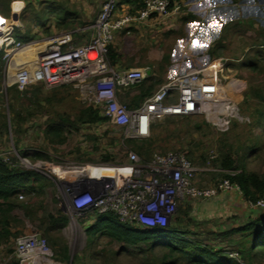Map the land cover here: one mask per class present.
Returning a JSON list of instances; mask_svg holds the SVG:
<instances>
[{"label": "rangeland", "instance_id": "1", "mask_svg": "<svg viewBox=\"0 0 264 264\" xmlns=\"http://www.w3.org/2000/svg\"><path fill=\"white\" fill-rule=\"evenodd\" d=\"M12 1L0 0V15L20 25L21 30L17 29L14 37L21 41L34 38L31 33L35 19L44 23L50 15L62 18L65 14L58 7L51 9L43 0L39 3L34 0L33 4L32 0H23L25 6L17 13L12 10ZM83 1L91 18L103 2ZM172 3L164 15L168 16L166 24L146 29L142 35L126 36L123 41L127 44L121 45V49L135 50L140 59L146 58L147 54L137 52L150 49L149 57L153 60L148 65L149 76L159 80L151 93L179 73L206 68L203 79L211 83L214 78L220 81L224 95L234 102L238 116L231 118L226 131L217 129L216 118L202 114L158 118L149 136L152 142L150 156L145 158L124 139L122 131L108 121L75 122L83 110L97 107L89 89L65 85L49 90L43 88L42 94L35 95L34 89L29 87L22 91L14 86L3 88L0 67V157L6 158L11 167L31 170L43 177L41 189L35 186L30 194L20 193L11 212L6 213V207L0 212V219L8 218L7 224H0V264H11L16 260L15 239L28 233H38L45 238L50 259L55 263L70 264L75 255L80 256L86 251L93 253L95 261L87 260L81 264H158L155 257L161 254V248L152 249L148 244L127 246L106 236H97L89 245L85 229L95 221V213L79 216L72 212L68 200L63 199V190L81 167L125 162L129 150L141 161H148L154 153H185L198 169L195 185L201 188L212 187L227 179L225 175L233 174L221 166L224 154L230 156L235 165L242 163L246 171L264 178V126L255 123L257 113L264 107V100L259 97L264 96V25L253 20L256 15L248 21L246 12L237 13L227 7L220 14V24L214 27L212 21H203L206 14H193L195 8L188 0ZM186 14L200 22L194 18L191 22L182 21ZM117 41L121 43L122 40ZM113 47L117 49V46ZM115 53L118 60L122 59L116 50ZM149 83L147 81L146 85ZM124 95L127 96L125 91L119 100L126 104L122 101ZM64 116L72 121V126L60 120ZM49 125L63 127V142L51 138ZM36 153L44 157H37ZM183 201L169 225L186 239L221 249L228 255L236 253L239 258L238 243L242 237L230 234L222 226L219 228L211 219L202 222L197 221V217L191 218L190 207ZM57 210L66 217L63 226L49 220V215L55 216ZM256 213L263 211L257 209ZM4 227L9 231L6 237L1 234ZM62 245L67 246L69 263L60 260ZM102 255L104 261L100 258ZM176 264H184V261ZM252 264H264V260H255Z\"/></svg>", "mask_w": 264, "mask_h": 264}, {"label": "built area", "instance_id": "2", "mask_svg": "<svg viewBox=\"0 0 264 264\" xmlns=\"http://www.w3.org/2000/svg\"><path fill=\"white\" fill-rule=\"evenodd\" d=\"M173 0H143L140 9L118 15V0H103L90 28V41L77 45L78 30H67L29 41L14 37L21 30L14 20L4 22L0 40L3 88L14 86L22 91L32 85L45 90L65 85H77L93 93L92 102L100 114L118 127L126 140H141L150 136L154 121L165 116L214 117L220 131L228 130L237 108L224 95L220 81L203 79L206 68L177 74L161 84L138 107L128 108L119 97L130 87L147 77L145 68L119 69L108 59L109 46L115 33L128 29L135 22L151 16H164ZM18 22V21H17ZM0 160L7 162L6 158ZM198 169L185 153L173 151L154 153L141 161L129 150L126 161L116 164L85 165L69 180L63 190L72 212L79 216L108 213L118 221L141 229H165L174 218L179 204L186 198L208 200L218 193L236 190L238 185L224 179L212 187L195 185ZM251 208L264 213V192ZM63 205V204H62ZM15 254L19 264H60L53 262L46 240L38 233L20 235L15 239ZM237 259L236 253H229Z\"/></svg>", "mask_w": 264, "mask_h": 264}, {"label": "trees", "instance_id": "3", "mask_svg": "<svg viewBox=\"0 0 264 264\" xmlns=\"http://www.w3.org/2000/svg\"><path fill=\"white\" fill-rule=\"evenodd\" d=\"M172 1V0H171ZM236 1V0H235ZM137 4L136 9L141 8L143 0H134ZM172 3V2H171ZM135 10L131 11L134 12ZM108 58L112 65H114L117 55L115 50L109 46ZM0 67H2L0 57ZM147 81H150L146 85ZM159 80H153L152 77H146L142 82L127 89V96L122 97L128 108H135L151 94L154 85L158 84ZM142 86H145L143 89ZM29 88L34 89L35 95L42 94V85H32ZM264 100V96H259ZM47 101L50 99L46 98ZM257 113L255 123L257 126H264V107ZM62 122L73 125L68 117L60 118ZM99 121H106L100 114L98 107H90L83 110L75 118V122L80 124H95ZM48 132L51 138L63 142V127L61 125H49ZM153 128V125H152ZM151 128V131H152ZM132 145L134 150L141 156H150L151 141L148 138L141 140H127ZM37 157H44L36 153ZM152 156V155H151ZM187 156V155H186ZM188 157V156H187ZM221 166L223 169L233 171L232 175H225L231 183L238 185L242 195L251 202L256 201L264 192V178L246 171L242 163L238 166L234 164V160L230 156L224 154L221 158ZM43 177L31 170H23L20 168L11 167L10 164L0 160V212H3L6 207V213L11 212L15 207V199L20 193L30 194L34 191V187L42 188ZM95 221L88 225L85 229L87 242L90 245L97 236H106L113 241L123 243L127 246H139L141 244H148L152 249L161 248V254L155 257L158 264H176L184 261V264H240L237 259L225 254L221 249H215L208 245H202L190 239L183 237L173 226H168L165 229H141L136 225L122 223L118 221L113 215L108 213H95ZM49 220L53 224L63 226L66 217L56 211V215H49ZM8 218L0 219V224H7ZM236 230V231H235ZM242 237L238 243L240 246L239 259L244 264H252L255 260H264V213L249 220L244 226L235 229ZM2 236H8L9 231L2 230ZM60 260L69 263V254L66 245H62ZM101 260L104 261L102 255ZM89 260L94 262L93 253L83 251L82 254L75 255L70 264H81ZM18 259L12 261L11 264H16Z\"/></svg>", "mask_w": 264, "mask_h": 264}, {"label": "crops", "instance_id": "4", "mask_svg": "<svg viewBox=\"0 0 264 264\" xmlns=\"http://www.w3.org/2000/svg\"><path fill=\"white\" fill-rule=\"evenodd\" d=\"M33 1L34 0H32L31 4H33ZM40 1L41 0H35V2L38 3ZM12 2H18L21 4L20 10L17 11V13H20L22 8H24L25 6V1L13 0ZM43 2L49 3L51 9L57 7L60 10L62 9L65 14L62 18H58V16L55 15H50L49 20L45 21L44 23L43 21H37L38 19H35V28L31 33L34 36L33 39L43 38L67 30H78L79 32L74 35L75 44L81 45L90 41L93 34L90 25L94 21L96 14L93 18H91L92 15L89 13V10L87 9L83 0H43ZM27 3L30 2L27 1ZM118 3V15H121L124 12H131L135 10L137 5L134 0H118ZM188 3L193 5V7L195 8L193 14H206V19L204 18V20H202L207 21V23H209V21H212L211 23H215L217 25L220 24V14L223 13L227 7H232L231 10H235L234 12H246L245 15L247 18L245 17V15L243 16V18H246V20L248 21H251V16L256 15L257 18H254L253 20L260 21L262 22V25H264V0H188ZM211 11L214 12L211 13ZM167 17L168 16L165 17L155 15L145 21L133 23L128 29L117 31L110 47L114 49L113 45H115V47L117 46V49L115 48L114 50L117 51L122 59H116L114 62V66L119 69H150L148 65L153 60L149 57L150 49H146L145 51L137 50V54H140V52L145 55L147 54L146 58L144 57L140 59V57H136L135 50H133L132 52H129L127 49L123 50L121 49V45L124 46L125 44H127L123 41L126 36L132 34L142 35V32H145L146 29L155 28L156 26H158L159 28V25L161 23L166 24L168 21ZM193 18L196 22H200L196 17L191 16L190 14H186L181 18V20L191 22L190 19ZM59 28L61 29L59 30ZM120 36H122V38ZM118 39L122 40L121 43L117 41ZM179 48L182 49V45H180ZM203 51L206 52V50L204 49ZM126 55H128L129 58H127ZM149 75H147V77ZM183 203H187L190 207L189 211L191 218L197 217V221L201 220L202 222H206L211 219L213 220V222L218 223L219 228L221 226L224 227L230 234L233 233L239 235V233L235 232V229L244 226L249 222V220L260 215L259 213H256L257 209L251 208L249 206L248 200L242 194H239L236 190H227L220 192L215 197L208 200L186 198Z\"/></svg>", "mask_w": 264, "mask_h": 264}, {"label": "water", "instance_id": "5", "mask_svg": "<svg viewBox=\"0 0 264 264\" xmlns=\"http://www.w3.org/2000/svg\"><path fill=\"white\" fill-rule=\"evenodd\" d=\"M20 6H21V4L18 3V2H14L13 5H12L14 11H19L20 10ZM149 73H150V71L147 70L146 74L149 75Z\"/></svg>", "mask_w": 264, "mask_h": 264}, {"label": "snow or ice", "instance_id": "6", "mask_svg": "<svg viewBox=\"0 0 264 264\" xmlns=\"http://www.w3.org/2000/svg\"><path fill=\"white\" fill-rule=\"evenodd\" d=\"M3 22H4V21H3L2 19H0V23H3ZM211 26H214V27H215V26H218V25L214 23V24L211 25Z\"/></svg>", "mask_w": 264, "mask_h": 264}, {"label": "bare ground", "instance_id": "7", "mask_svg": "<svg viewBox=\"0 0 264 264\" xmlns=\"http://www.w3.org/2000/svg\"><path fill=\"white\" fill-rule=\"evenodd\" d=\"M3 31H4V29H3ZM2 33H3V32L0 33V36H2ZM223 91H224V90H223Z\"/></svg>", "mask_w": 264, "mask_h": 264}]
</instances>
